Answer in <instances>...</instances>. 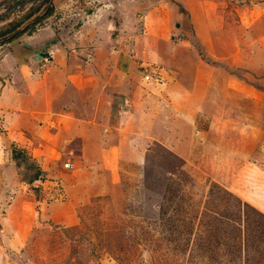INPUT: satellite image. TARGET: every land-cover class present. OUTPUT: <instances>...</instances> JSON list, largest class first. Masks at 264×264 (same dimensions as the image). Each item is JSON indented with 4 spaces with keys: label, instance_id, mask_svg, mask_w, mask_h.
Wrapping results in <instances>:
<instances>
[{
    "label": "rangeland",
    "instance_id": "1",
    "mask_svg": "<svg viewBox=\"0 0 264 264\" xmlns=\"http://www.w3.org/2000/svg\"><path fill=\"white\" fill-rule=\"evenodd\" d=\"M187 1L0 0V60L57 39L127 118L110 161L0 115V264H264V0Z\"/></svg>",
    "mask_w": 264,
    "mask_h": 264
},
{
    "label": "crops",
    "instance_id": "2",
    "mask_svg": "<svg viewBox=\"0 0 264 264\" xmlns=\"http://www.w3.org/2000/svg\"><path fill=\"white\" fill-rule=\"evenodd\" d=\"M187 2L192 7L191 1ZM190 12L194 22L193 7ZM46 37H50L48 33ZM59 46L60 42L47 48L50 56L46 61L43 58L35 60L30 52L7 54L0 60V115L4 117V122L9 123V127L23 115L29 119L32 117L30 122L38 124L40 111L45 113L47 120L53 118L58 123L62 118L65 125H84L88 129L82 132L79 127L73 136L82 141H94L98 146L92 144V147L100 151V157L104 156L102 149L107 150L111 161L115 158L114 152L118 155L121 153L120 146L112 142L120 137L123 132L121 125L127 124V118L110 102L115 94L109 87V71L100 74L91 66L94 63L85 59L79 64L72 54L57 55ZM35 47L41 46L37 44ZM7 61L13 64L8 67L5 64ZM8 95L9 98L5 99L4 96ZM92 135L94 137L90 138ZM133 139L138 141L140 136L134 135ZM106 145L109 147L105 148Z\"/></svg>",
    "mask_w": 264,
    "mask_h": 264
},
{
    "label": "built area",
    "instance_id": "3",
    "mask_svg": "<svg viewBox=\"0 0 264 264\" xmlns=\"http://www.w3.org/2000/svg\"><path fill=\"white\" fill-rule=\"evenodd\" d=\"M46 59V58H45ZM142 82L147 85H161L163 84V77L161 73L157 71V68H144L141 75Z\"/></svg>",
    "mask_w": 264,
    "mask_h": 264
},
{
    "label": "water",
    "instance_id": "4",
    "mask_svg": "<svg viewBox=\"0 0 264 264\" xmlns=\"http://www.w3.org/2000/svg\"><path fill=\"white\" fill-rule=\"evenodd\" d=\"M57 43V39H52L51 41H48V42H45V47H35V46H32L28 43H24L25 45H27L29 48H32L33 50V54H34V58L35 59H39L41 57H49V52H48V47L51 45V44H55Z\"/></svg>",
    "mask_w": 264,
    "mask_h": 264
},
{
    "label": "trees",
    "instance_id": "5",
    "mask_svg": "<svg viewBox=\"0 0 264 264\" xmlns=\"http://www.w3.org/2000/svg\"><path fill=\"white\" fill-rule=\"evenodd\" d=\"M50 10H51V9H50ZM47 13H49V11H48ZM47 13H46V14H47ZM16 25L18 26V24H16ZM16 25H14V26L16 27ZM14 26H13V27H14ZM13 27H12V28H13ZM14 29H15V28H14ZM15 30H16V29H15ZM6 31H7V30H6ZM13 31H14V30H13ZM13 157L16 158V156H13ZM40 171H41V170L38 169L37 173L35 174V177H36V178H37L38 172H40ZM36 178H35V179H36Z\"/></svg>",
    "mask_w": 264,
    "mask_h": 264
},
{
    "label": "clouds",
    "instance_id": "6",
    "mask_svg": "<svg viewBox=\"0 0 264 264\" xmlns=\"http://www.w3.org/2000/svg\"><path fill=\"white\" fill-rule=\"evenodd\" d=\"M48 52H49V56H50V51L48 50ZM43 58H47V57H43Z\"/></svg>",
    "mask_w": 264,
    "mask_h": 264
}]
</instances>
